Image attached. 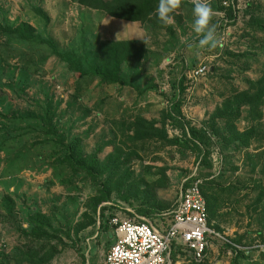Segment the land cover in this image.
Masks as SVG:
<instances>
[{
	"label": "rangeland",
	"instance_id": "obj_1",
	"mask_svg": "<svg viewBox=\"0 0 264 264\" xmlns=\"http://www.w3.org/2000/svg\"><path fill=\"white\" fill-rule=\"evenodd\" d=\"M187 1L191 4L176 12L166 27L155 29L149 24L142 27L119 20V24H111L103 12L70 0H0V19L14 24L27 21L60 51H80L81 46L93 50L100 40L124 39L127 34L145 39L150 50L146 59L123 64V79L132 81V85L107 86L78 78L56 55L44 60L50 52L47 44L36 49L17 42L0 47V110L16 117L0 118V145L4 144L0 148V214L5 216L0 217V261L12 263L18 248L27 247L21 229L28 228V217L35 211L51 218L62 240L52 241L60 251L49 264H82V251L86 252L87 248L85 238L96 233L91 255L96 248L102 259L112 242L108 232L113 217L149 220L136 210L142 201L155 206L161 201L168 203V210L156 211L152 221L149 220L157 225L168 223L182 185L197 178L204 169L199 164L201 157L192 148L165 145L156 140L134 143L131 122L139 115L160 120L164 110L171 109L174 99L181 97L184 126L201 127L226 98L248 87V79L251 82L264 74V35L247 25L251 14L264 20V0H222V9L216 0H209L218 39L217 47L211 50L197 48L200 37L191 28L194 0ZM37 7L48 21L36 11ZM127 24L132 28L130 32L125 28ZM200 64L206 65L207 71L192 81L187 73ZM182 78L185 91L179 96L178 83ZM44 110L63 135H81L89 130L83 150L89 153L103 145L100 158L104 162L131 149L140 155V159L129 163L124 187L120 192L113 191L110 201L99 204L95 213L92 182L84 174L53 171L50 166L53 144L39 143L45 138L41 133L45 126L39 121L20 118L28 112L40 115ZM237 126L243 130L245 123ZM164 128L169 138L183 135L171 118L166 119ZM262 143L264 133L252 140L246 152H264ZM209 149L214 177L217 179L223 173L221 185L234 188L231 194L218 199V210L211 216V227L219 228L224 239H210V261L203 264H230L239 251H234L227 240L239 245L264 242V194L260 202L257 200L264 191V174L258 167L251 170L244 150L223 152L214 143ZM226 155L230 160L224 162ZM162 169L166 178L162 177ZM117 178L112 181L116 182ZM8 199L14 202L13 218L3 211L10 203ZM101 206L105 208L103 214H100ZM90 219L93 223L75 234L77 226ZM243 258L250 259L249 264L264 260L254 250L240 254V261ZM180 259L182 264H197L186 252H181Z\"/></svg>",
	"mask_w": 264,
	"mask_h": 264
},
{
	"label": "trees",
	"instance_id": "obj_2",
	"mask_svg": "<svg viewBox=\"0 0 264 264\" xmlns=\"http://www.w3.org/2000/svg\"><path fill=\"white\" fill-rule=\"evenodd\" d=\"M70 1L76 2L84 8L103 12L107 17L114 20L141 25L149 24L155 29H163L167 26L155 15L154 10L159 0ZM216 1L220 4V9H222V0ZM190 4L189 1L182 0L181 8L176 12H180L181 9ZM36 11L48 21L45 13L39 7L36 8ZM229 16H232L231 12ZM250 17L247 25L252 30L261 32L264 35V20L258 19L252 14ZM14 42L28 44L32 49H36V47L42 44H47L50 52L44 56V60L51 55H56L60 60L68 64L70 70L76 73L78 78H87L90 81H96L98 85L107 86L132 85V81H124L123 79V64L128 60L139 61L146 59L150 52L145 39L136 38L103 39L99 41L96 49L92 50L81 46L80 51L69 49V52H64L60 51L52 40L43 39L27 21L14 24L8 22L6 19H0V47ZM213 70L215 72L216 67ZM183 80L184 78L178 83L179 96L185 91ZM247 82L250 84L246 89L236 91L226 98L222 105L216 108L201 127L184 126L185 122L180 111L183 103L181 97L174 99L171 109L164 110L160 120H149L139 115L133 119L130 125L134 143L156 140L165 145L192 148L201 157L199 164L204 166V169L200 170L197 178L194 177L186 180L182 188L195 179L200 178L202 180L200 189L207 202L209 226H211V216H214L218 210V199L231 194L230 191L234 188L230 185H221L220 182L224 177L223 173L217 179L213 175L212 164L210 162L211 151L209 149L212 143L217 144L223 152L227 151L230 153L229 151L231 150L234 152L244 150L251 170L253 171L258 167L259 171L264 174V152H246L252 140L259 139L264 133V74L251 82L248 79ZM48 105L49 102L47 103ZM0 118L12 119L16 117H11L9 113L0 110ZM20 118L39 121L42 126H45V129L41 132L45 138L39 143L41 145L53 144V155L50 165L53 171L55 169L67 170L75 176L84 174L85 178L92 182L95 187V195L91 198L93 213L96 212L99 204L110 201L113 191L120 192L129 177V163L133 159H140L139 153L131 149L121 153L112 161L104 162L100 158L103 145L98 146L93 152L86 153L83 150V142L88 138L90 131L87 130L81 135H63L59 133L55 123L50 119L47 110H44L40 115L28 112L26 115H21ZM167 118H171L174 124L182 129V137H168L164 128V122ZM158 122L161 123L160 127L157 126ZM240 122L245 123L243 130H240L237 126ZM32 144L36 145L37 142H33ZM0 146V148H4V144ZM226 156H223L224 162L230 160L228 159L229 155ZM114 177H118L116 182L112 181ZM162 177L166 178L164 169H162ZM263 194L264 191H261L258 195V202L261 201ZM151 195L155 197L153 194ZM123 198L125 200L129 199L128 197ZM8 200L10 203L5 205V210L3 211L8 217L13 218L14 214H16L14 213V202L11 199ZM169 208L170 205L162 201L159 202L158 206H155V204L146 205V201H142L136 210L152 221L153 213L156 211L157 213L163 212V210H168ZM100 210V214H103L105 208L101 206ZM0 217L3 218L5 216L0 214ZM169 217L168 223H165L164 226L168 225L172 220L171 214ZM28 223L27 229H21V235L27 240V247L25 249L18 248V255L13 257L12 263L1 260L0 264H49L60 251L57 244L52 243L53 240H56V243H61L62 240L58 237V230L54 228L51 218L40 211H35L30 213ZM92 223L93 219L88 220L86 223H80L75 230V234H78L80 230ZM213 227V229L220 232L219 228L214 225ZM234 241L239 242L236 239ZM224 246H226L225 243ZM178 252H186L191 257L190 252L183 250L181 247L178 249ZM240 254H242L240 251L236 253L230 264H240ZM203 263L204 260L198 264Z\"/></svg>",
	"mask_w": 264,
	"mask_h": 264
},
{
	"label": "built area",
	"instance_id": "obj_3",
	"mask_svg": "<svg viewBox=\"0 0 264 264\" xmlns=\"http://www.w3.org/2000/svg\"><path fill=\"white\" fill-rule=\"evenodd\" d=\"M206 71V65L200 64L190 69L187 77L197 81ZM201 183L200 179H195L181 187L179 199L170 213L172 220L162 229L147 219L113 217L109 225L114 240L103 255V264H171V251L178 246L189 251L194 262L201 263L207 255L210 239H224L208 224L207 202L201 193ZM227 242L235 251L254 250L264 257V242L253 245Z\"/></svg>",
	"mask_w": 264,
	"mask_h": 264
},
{
	"label": "clouds",
	"instance_id": "obj_4",
	"mask_svg": "<svg viewBox=\"0 0 264 264\" xmlns=\"http://www.w3.org/2000/svg\"><path fill=\"white\" fill-rule=\"evenodd\" d=\"M182 6V0H159L155 8L156 17L165 24L173 19L175 12ZM192 31L200 37L198 49H215L218 39L215 26L213 25V9L209 0H194L192 9Z\"/></svg>",
	"mask_w": 264,
	"mask_h": 264
},
{
	"label": "crops",
	"instance_id": "obj_5",
	"mask_svg": "<svg viewBox=\"0 0 264 264\" xmlns=\"http://www.w3.org/2000/svg\"><path fill=\"white\" fill-rule=\"evenodd\" d=\"M108 19L110 20V23L111 24H119V22H118V20H114V19H111V18H109L108 17ZM107 19V21L109 22V20ZM130 22H128V24H129ZM126 25V27L125 28H129V30H128V32H130V29H132L131 27H129V25ZM132 25V24H131ZM133 26H135V25H132V27ZM142 27H143V25H142ZM115 28V27H114ZM114 28L112 29V28H109V30L110 31H113L114 30ZM136 29L137 30H139V27L138 26H136ZM116 34H117V32L116 31H114ZM128 35V34H127ZM125 36L124 37V39H134L132 36H130L129 37V35L128 36ZM110 39V38H109ZM263 121H264V118H263ZM262 145H264V143H262ZM263 147V146H262ZM256 150H258V149H256ZM263 150V149H262ZM22 189V188H21ZM153 225H155L156 226V228H158V229H162L163 227H164V225H157V224H155L154 222H153ZM111 230L108 232L109 233V238L110 239H112V242H113V231H112V228H110ZM96 236H97V233L95 234V235H93V236H91V237H89V238H85V244L87 245V248H86V252H84V251H82V253H83V261H82V264H103V256H102V259H101V257H100V255L99 254H97V252H96V248H95V251L93 252V254L91 255V250H93V248H94V244H95V240H94V238H96ZM112 242H111V244H112ZM84 244V243H83ZM110 244V245H111ZM109 248V247H108ZM210 249H211V247H209ZM178 249H180V246H178V247H175V249H174V252H171V254H170V258H171V264H182L183 262L181 261V252H178ZM240 252H242V253H245L244 251H240ZM174 253V254H173ZM246 253H248V252H246ZM250 253V252H249ZM210 257H211V254H210V251H209V249H208V251H207V255H206V257H205V259H204V263L205 262H209L210 261ZM248 262H250V259H248V258H243V259H241V261H240V258H239V263L240 264H249ZM198 264V263H197ZM216 264H220V263H216ZM255 264H258V263H255ZM259 264H264V260H260V262H259Z\"/></svg>",
	"mask_w": 264,
	"mask_h": 264
}]
</instances>
